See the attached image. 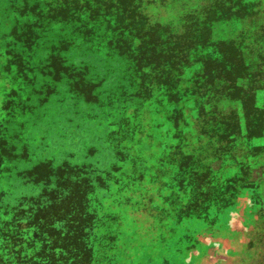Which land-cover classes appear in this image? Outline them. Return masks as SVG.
Here are the masks:
<instances>
[{"label":"rangeland","instance_id":"374dc122","mask_svg":"<svg viewBox=\"0 0 264 264\" xmlns=\"http://www.w3.org/2000/svg\"><path fill=\"white\" fill-rule=\"evenodd\" d=\"M0 264H264V0H0Z\"/></svg>","mask_w":264,"mask_h":264},{"label":"trees","instance_id":"16d2710c","mask_svg":"<svg viewBox=\"0 0 264 264\" xmlns=\"http://www.w3.org/2000/svg\"><path fill=\"white\" fill-rule=\"evenodd\" d=\"M196 22V21H195ZM142 24H144V23H142ZM205 27L206 26H204V25H202L201 23H199L198 22V25H197V27L196 28H201L202 29V31H206V29H205ZM203 37H199V42H201V43H203ZM168 64H172V60L171 61H168ZM241 118H242V120L244 119V116L242 115L241 116ZM222 124V123H221ZM60 219H62V217H59L58 219H56V221H59Z\"/></svg>","mask_w":264,"mask_h":264}]
</instances>
